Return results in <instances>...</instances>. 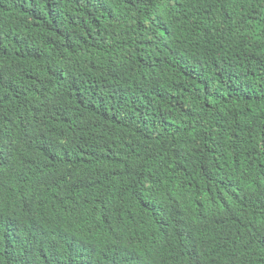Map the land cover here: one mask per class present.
<instances>
[{"label": "trees", "instance_id": "1", "mask_svg": "<svg viewBox=\"0 0 264 264\" xmlns=\"http://www.w3.org/2000/svg\"><path fill=\"white\" fill-rule=\"evenodd\" d=\"M187 257L264 264V0H0V264Z\"/></svg>", "mask_w": 264, "mask_h": 264}, {"label": "clouds", "instance_id": "2", "mask_svg": "<svg viewBox=\"0 0 264 264\" xmlns=\"http://www.w3.org/2000/svg\"><path fill=\"white\" fill-rule=\"evenodd\" d=\"M190 257V256H189ZM189 257H187L181 264H191ZM197 258V257H196Z\"/></svg>", "mask_w": 264, "mask_h": 264}]
</instances>
